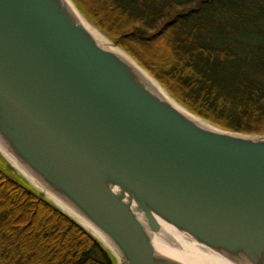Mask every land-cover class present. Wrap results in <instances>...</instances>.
Listing matches in <instances>:
<instances>
[{
    "label": "water",
    "instance_id": "95a60500",
    "mask_svg": "<svg viewBox=\"0 0 264 264\" xmlns=\"http://www.w3.org/2000/svg\"><path fill=\"white\" fill-rule=\"evenodd\" d=\"M124 53L71 0H0V146L42 188L17 175L118 264H190L157 242L165 224L264 264V136L180 109Z\"/></svg>",
    "mask_w": 264,
    "mask_h": 264
},
{
    "label": "trees",
    "instance_id": "16d2710c",
    "mask_svg": "<svg viewBox=\"0 0 264 264\" xmlns=\"http://www.w3.org/2000/svg\"><path fill=\"white\" fill-rule=\"evenodd\" d=\"M180 105L264 136V0H71ZM0 264H118L0 158Z\"/></svg>",
    "mask_w": 264,
    "mask_h": 264
},
{
    "label": "bare ground",
    "instance_id": "6f19581e",
    "mask_svg": "<svg viewBox=\"0 0 264 264\" xmlns=\"http://www.w3.org/2000/svg\"><path fill=\"white\" fill-rule=\"evenodd\" d=\"M80 17L85 25V27L89 30V32L93 35V37L96 39L98 43H100L102 46L107 47L109 49H113L116 51H119L120 53L126 55L119 47L114 45L111 40H109L102 32H100L90 21H88L81 13ZM126 57H128L126 55ZM143 72L146 75H149V73L145 70L142 69ZM151 77V76H150ZM152 78V77H151ZM152 80L159 85L153 78ZM161 91L168 97V99L177 107L183 110L182 106L176 102L171 96H169L166 91L161 88ZM0 153L8 160L9 164L16 168V170L25 178L33 182L38 188L41 186L37 183V181L29 175V173L24 170L17 162L14 160L1 146H0ZM42 188V187H41ZM48 193V192H47ZM49 194V193H48ZM50 196V195H48ZM53 197V196H52ZM51 198V196H50ZM54 202L61 206L62 204L56 200L55 198ZM63 206V205H62ZM80 222L90 229L96 236H98L104 243L105 245L109 248L110 244L102 236L99 232H97L91 225L88 223H85L82 219H80ZM166 234L169 236V240L165 239H158L157 242L162 246L163 249L168 251L169 253L179 257L182 259V261L190 263V264H229L227 261L224 259L220 258L217 256L215 253L205 249L203 246L195 243L194 241H190L186 238L181 237L178 235L176 231H174L170 226L164 225L163 226ZM111 248V247H110Z\"/></svg>",
    "mask_w": 264,
    "mask_h": 264
},
{
    "label": "rangeland",
    "instance_id": "374dc122",
    "mask_svg": "<svg viewBox=\"0 0 264 264\" xmlns=\"http://www.w3.org/2000/svg\"><path fill=\"white\" fill-rule=\"evenodd\" d=\"M103 34V33H102ZM0 158L2 159V160H4L7 164H8V160L0 153ZM8 166L11 168V169H13L9 164H8ZM14 170V169H13ZM15 172V171H14ZM16 173V172H15ZM16 174H19V175H21L19 172L18 173H16Z\"/></svg>",
    "mask_w": 264,
    "mask_h": 264
}]
</instances>
